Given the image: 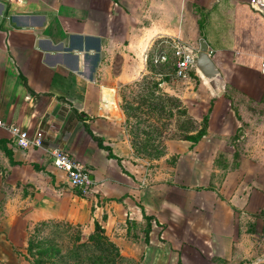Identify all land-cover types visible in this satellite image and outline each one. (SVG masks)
I'll return each instance as SVG.
<instances>
[{
    "label": "crops",
    "instance_id": "1",
    "mask_svg": "<svg viewBox=\"0 0 264 264\" xmlns=\"http://www.w3.org/2000/svg\"><path fill=\"white\" fill-rule=\"evenodd\" d=\"M259 1L0 0V120L42 140L23 149L0 128L3 189L32 192L14 219L97 223L138 264H264V124L244 133L235 112L264 110ZM201 40L221 81L175 75L174 45ZM168 58L159 87L207 127L195 144L165 140L156 159L127 126L125 94ZM53 148L89 169L90 196L54 167Z\"/></svg>",
    "mask_w": 264,
    "mask_h": 264
},
{
    "label": "rangeland",
    "instance_id": "2",
    "mask_svg": "<svg viewBox=\"0 0 264 264\" xmlns=\"http://www.w3.org/2000/svg\"><path fill=\"white\" fill-rule=\"evenodd\" d=\"M173 64L170 58L165 63L155 64L151 76L142 79L125 94L127 126L136 140L144 138L145 142L139 147H142L146 156L161 152L165 140H180L174 136L179 129L189 126L185 123L186 118L179 113L177 103L168 99L172 96L164 94L159 87L163 77L171 75L173 78ZM237 104L236 118L243 124L242 132L249 131L251 123L256 124L255 127L264 124V110L260 112L258 105L256 112L252 113L248 108H243L242 102ZM250 118V121H245ZM194 127L193 133H196L200 125L196 123ZM236 144L239 143L235 142L233 145ZM223 175L219 174L218 177ZM4 180L5 173L0 168V264H138L118 260L109 245L98 236L93 224L73 225L50 221L30 225L14 219L18 196H22L24 191L28 194L32 192L22 188L20 184L5 190L2 185ZM134 231L133 229L131 232ZM132 235L135 236V233ZM107 239L109 240L108 237ZM29 241L33 242L30 249Z\"/></svg>",
    "mask_w": 264,
    "mask_h": 264
},
{
    "label": "built area",
    "instance_id": "3",
    "mask_svg": "<svg viewBox=\"0 0 264 264\" xmlns=\"http://www.w3.org/2000/svg\"><path fill=\"white\" fill-rule=\"evenodd\" d=\"M260 12L264 15V0L259 1ZM198 50L185 44L177 43L174 45V55L177 59L175 75L178 78L186 76L187 72L193 68L194 60ZM165 56L159 57L157 61H164ZM264 72V61L262 63ZM0 128L9 131L18 147L23 149L40 148L42 146L41 137L35 135L30 137L27 132L22 131L16 126H11L0 120ZM48 154L52 159L54 167L62 171L71 188L78 190L84 197L92 193V181L89 169L75 160L66 151L57 148L49 149Z\"/></svg>",
    "mask_w": 264,
    "mask_h": 264
},
{
    "label": "trees",
    "instance_id": "4",
    "mask_svg": "<svg viewBox=\"0 0 264 264\" xmlns=\"http://www.w3.org/2000/svg\"><path fill=\"white\" fill-rule=\"evenodd\" d=\"M168 99L177 103V105L180 108L179 113L183 117L186 118L185 123L189 125L188 127H183L182 129H179L178 130L179 132H177V134L174 137H176L180 140L191 142L193 144L199 142L203 138V136L206 134L207 118H204L200 129L196 133H193L195 130L194 125H196V122L189 117L186 110L183 108L182 104L180 103V101L177 98L169 97ZM169 114H170V116H172L171 113H169ZM163 150L161 152H156L154 156L152 154L151 157L156 158V159L159 158L162 155ZM153 151H154V148H153ZM5 155L9 158L11 165H15V162L12 159V154L9 151L5 150ZM94 227H95V230L98 232V236L101 237V239H103V241H105V243H107L109 245V247L111 248V250L114 252L115 257H117L118 260L123 259L119 253L118 248L107 239V237L104 235V231L101 229V227L97 223H95ZM41 242H45V240H42ZM32 244H33V242L29 241V249L32 247ZM84 246H86V245H84ZM111 264H115V262H112Z\"/></svg>",
    "mask_w": 264,
    "mask_h": 264
},
{
    "label": "water",
    "instance_id": "5",
    "mask_svg": "<svg viewBox=\"0 0 264 264\" xmlns=\"http://www.w3.org/2000/svg\"><path fill=\"white\" fill-rule=\"evenodd\" d=\"M193 68H196L210 82L221 81L219 72L208 55L207 44L204 40L200 41Z\"/></svg>",
    "mask_w": 264,
    "mask_h": 264
}]
</instances>
